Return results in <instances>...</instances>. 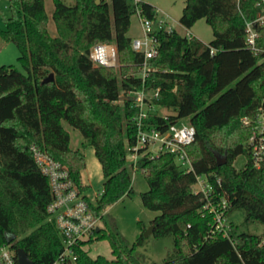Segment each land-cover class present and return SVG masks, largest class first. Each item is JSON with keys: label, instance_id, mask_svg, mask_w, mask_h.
<instances>
[{"label": "trees", "instance_id": "obj_1", "mask_svg": "<svg viewBox=\"0 0 264 264\" xmlns=\"http://www.w3.org/2000/svg\"><path fill=\"white\" fill-rule=\"evenodd\" d=\"M8 1L10 14L0 9L5 24L0 36L16 44L24 71L0 66V243L24 249L34 264H52L61 252L62 237L47 219L49 180L30 147L37 145L59 160L86 191L81 180L86 156L71 148L66 121L90 141L105 178L96 201L87 197L104 225L77 246L76 264H158L147 263L137 251L146 240L143 233L131 243L114 219H104V211L133 192L134 165L127 157L128 146L136 141L131 117L137 109L129 99L122 106L116 103L120 91L127 95L159 88L154 102L175 113H154L149 120L167 125L184 119L196 128L187 147L194 171L182 170L168 153L143 154L136 166L149 184L141 194L144 207L160 211L151 221L153 235L174 239V253L164 264H264L260 233L239 230L231 220V239L211 236L214 213L194 191L196 176L207 175L215 197L227 198V215L242 211L245 223L264 227V160L254 166L247 145L251 128L242 123L264 107V26L257 53L248 47L245 31L246 20L259 14L256 0H185L180 24L189 29L204 18L213 39L205 43L178 30H160L158 53L149 62L154 69L144 80L139 74L144 55L133 49L128 32L138 9L157 18L153 4L75 0L68 5L54 0L57 36H52L45 0ZM96 43L116 45L121 78L114 67L93 64L89 52ZM51 74L54 79L46 80ZM242 154L247 163L239 169L234 161ZM217 155L226 162L218 164ZM103 239L109 240L113 258L89 254L87 244Z\"/></svg>", "mask_w": 264, "mask_h": 264}, {"label": "built area", "instance_id": "obj_2", "mask_svg": "<svg viewBox=\"0 0 264 264\" xmlns=\"http://www.w3.org/2000/svg\"><path fill=\"white\" fill-rule=\"evenodd\" d=\"M138 1L134 0V4ZM256 5L260 8L259 14L254 20H246L245 30L247 45L255 53L261 51L257 40L260 36L259 28L264 26V0H256ZM137 14L143 34L132 38V47L144 55L139 73L144 80L154 69L149 62L158 53V32L162 29L168 32L177 29L159 13L155 20L143 16L139 9ZM186 35L194 36L192 32H187ZM89 56L96 66L115 68L118 65V52L115 44L96 43L91 47ZM158 97L159 88L152 91L145 89L129 91L127 95L123 93V97L120 98L122 101L129 99L131 107L137 109L131 117L137 135L135 143L128 146L129 154L132 157L129 162L136 169L137 162L143 154L159 156L168 153L175 157L176 163L182 170L192 172L194 166L187 147L195 140L196 128L184 119L167 125L151 122L150 116L154 113L158 114L156 109L160 107L154 102ZM242 123L251 128L247 145L254 166L260 167L264 160V107L254 118L243 117ZM30 149L36 164L49 180L52 199L47 207V219L56 226L62 237V250L52 264H76L77 246L82 241L88 240L94 230L100 227V217L94 215L87 197L94 202L102 194V191L97 194L95 199H92L85 191L79 189L64 164L37 145H31ZM216 183L221 184L220 178H216ZM194 191L202 194L206 200L205 208L214 213L211 236L221 234L231 239L230 215L226 214L230 206L227 198L221 195L215 197V185L205 174L196 176ZM260 234L259 245L264 246V233ZM0 264H19L17 251L11 245L0 243Z\"/></svg>", "mask_w": 264, "mask_h": 264}, {"label": "rangeland", "instance_id": "obj_3", "mask_svg": "<svg viewBox=\"0 0 264 264\" xmlns=\"http://www.w3.org/2000/svg\"><path fill=\"white\" fill-rule=\"evenodd\" d=\"M68 5H73L75 0H63ZM110 2L111 0H107ZM131 4H134V0H128ZM152 3L158 8L159 15L165 17L170 24H172L181 34L192 32L195 37L202 40L205 43L210 42L214 35L212 27L206 22L204 18L199 19L193 27L187 30L183 27L179 19L182 14L185 0H143ZM45 8L48 14V30L52 36H57L56 24L53 19L54 12V0H45ZM0 9L5 15L10 14L9 1L0 0ZM5 24L0 14V29H4ZM143 34L140 24L139 16L134 13L131 17V26L128 35L131 38L139 37ZM20 52L15 43L6 41L0 36V66L1 65H14L18 69L24 71L18 57ZM115 70L120 76V62ZM120 98L123 97V91H120ZM117 104L123 105V101L117 100ZM156 112L159 115L165 116L167 114H174L175 111L167 107H158ZM65 128L69 131L71 136L70 146L73 149L81 150L86 156V166L82 170V183L88 185V189L85 191L92 199H95L97 194L103 190L104 176L102 173L101 164L98 161L94 147L90 141L86 139L79 129L74 128L66 121L63 122ZM128 161L130 154H128ZM247 157L242 154L236 158L234 164L237 168H243L246 163ZM132 173V186L133 192L129 195H125L122 199L118 200L114 204L110 205L104 211V219L109 221L114 219L118 225L120 232L131 242L137 240L138 236L151 225V221L160 211L151 210L144 207L142 203L141 194L149 189V184L140 170L131 169ZM235 222L239 226V230H251L256 233H262L264 227L262 225L248 224L244 222V212L235 211L230 215V221ZM140 221L146 226L143 231ZM104 221H99V226H103ZM86 248L92 257L103 255L107 258H113L112 248L109 240H94L87 244ZM137 251L141 253L147 263L157 262L158 264H164L165 260L174 253V239L173 236L156 237L153 232L146 237L143 245L137 248Z\"/></svg>", "mask_w": 264, "mask_h": 264}, {"label": "water", "instance_id": "obj_4", "mask_svg": "<svg viewBox=\"0 0 264 264\" xmlns=\"http://www.w3.org/2000/svg\"><path fill=\"white\" fill-rule=\"evenodd\" d=\"M97 3L100 2V0H96ZM54 79L53 74L50 75L49 78H47L46 80H52ZM217 159H218V164H224L226 162V158L224 156L221 155H217ZM100 228H97V231H99ZM154 230V226L150 225L145 231H144V236L147 237L149 236L150 233H152ZM10 239H12V237H10ZM17 257H18V261L19 264H34V262L29 258L28 254L26 253V251L22 248H19L17 250Z\"/></svg>", "mask_w": 264, "mask_h": 264}, {"label": "crops", "instance_id": "obj_5", "mask_svg": "<svg viewBox=\"0 0 264 264\" xmlns=\"http://www.w3.org/2000/svg\"><path fill=\"white\" fill-rule=\"evenodd\" d=\"M152 4V3H151ZM155 6V5H154ZM156 7V6H155ZM157 8V7H156ZM158 9V8H157ZM159 13V12H158Z\"/></svg>", "mask_w": 264, "mask_h": 264}]
</instances>
